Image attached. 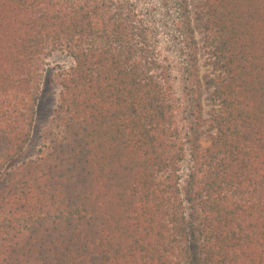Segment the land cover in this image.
<instances>
[{
  "label": "trees",
  "instance_id": "16d2710c",
  "mask_svg": "<svg viewBox=\"0 0 264 264\" xmlns=\"http://www.w3.org/2000/svg\"><path fill=\"white\" fill-rule=\"evenodd\" d=\"M157 4L0 0V264H264V0Z\"/></svg>",
  "mask_w": 264,
  "mask_h": 264
},
{
  "label": "rangeland",
  "instance_id": "374dc122",
  "mask_svg": "<svg viewBox=\"0 0 264 264\" xmlns=\"http://www.w3.org/2000/svg\"><path fill=\"white\" fill-rule=\"evenodd\" d=\"M156 5H158L159 0H150ZM194 3V2H193ZM163 15L162 11H159L158 18H161ZM196 29L199 32V39L201 43L203 41V35L201 34V27L199 24L196 25ZM72 60L66 56L65 54H56L52 59V66H71ZM201 76L202 80L205 83V90H204V116L206 119V128L204 129L203 134V146L208 147L210 144V118L211 114L214 110V100H213V89L208 86V82L212 77V68L210 66V62L208 56L202 55L201 56ZM57 100H58V90L52 89L48 94L45 96L44 102L39 107L38 111V120L36 124V129L34 133V140L29 146L24 155L23 160H30L34 159L38 156L40 150L44 147L46 143V138L48 131L51 127V123L54 117V113L57 107Z\"/></svg>",
  "mask_w": 264,
  "mask_h": 264
}]
</instances>
